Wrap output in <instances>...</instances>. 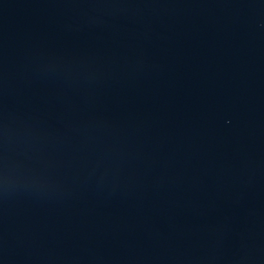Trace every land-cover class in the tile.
<instances>
[{
	"label": "water",
	"instance_id": "obj_1",
	"mask_svg": "<svg viewBox=\"0 0 264 264\" xmlns=\"http://www.w3.org/2000/svg\"><path fill=\"white\" fill-rule=\"evenodd\" d=\"M0 264H264V0H0Z\"/></svg>",
	"mask_w": 264,
	"mask_h": 264
}]
</instances>
